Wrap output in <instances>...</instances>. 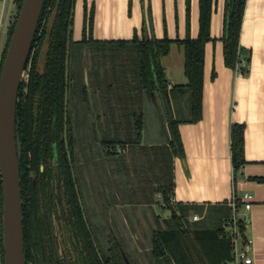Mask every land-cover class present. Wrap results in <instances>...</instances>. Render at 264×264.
Here are the masks:
<instances>
[{"label":"trees","instance_id":"1","mask_svg":"<svg viewBox=\"0 0 264 264\" xmlns=\"http://www.w3.org/2000/svg\"><path fill=\"white\" fill-rule=\"evenodd\" d=\"M76 1L45 0L25 67L27 78H24L19 90L16 135L22 144L19 172L27 264H134L121 243L113 239H110L112 244L106 250L99 247L81 206L74 174V138L68 95L76 94L77 83L81 80L80 93L86 102H91L90 89L85 84L87 65L83 57L84 48L90 47L94 58L98 53L94 49L112 48L115 45L123 47L122 52L128 50V47L132 48L131 57L129 53L126 57L133 61L134 65L130 66L141 92L144 91L151 98L167 97L170 104L171 100L181 95L186 98L190 114L187 118L171 117L169 142L153 146L151 154L146 151L144 157L147 159L146 163L149 161L148 166L156 181V192L152 193L151 202H160L171 210L170 217L163 219L164 225L160 222V216L155 217L158 229L154 230L151 241V264H223L231 258L233 252V236L226 229V222L233 215L232 206H228V203L214 204L209 205L206 210L204 205L172 201L175 188L173 159L185 156L179 125L196 122L202 117L204 51L208 41L216 40L211 36V20L216 0H199V34L196 38L190 35L191 0H186L185 38L171 39L165 33L160 39L154 35L142 38L135 35L132 40L118 41L93 39L94 7L90 12L86 11L82 40L74 41ZM246 2L247 0H225L224 33L221 38L225 65L235 70L240 67L245 75L249 70L243 62L249 66L250 59L248 55L244 57L240 37ZM15 3L19 10L22 0H15ZM14 23L15 21L11 23L6 33L5 50ZM173 43L184 49L187 83L177 84L169 89L162 60L170 54ZM98 63L94 61V66L88 70L92 81L97 85L105 76L100 74ZM142 122L141 117L135 121L139 140L142 139ZM103 143L107 146L108 141L103 139ZM111 151L113 153L108 155L115 158L116 151ZM124 151L125 148L121 147V152ZM131 151L133 154L136 152ZM231 151L236 172L245 163L243 124L232 125ZM118 157L126 164L123 154ZM112 158L110 163L114 160ZM139 160L141 159L138 158L137 161ZM122 163L120 162L121 165ZM138 180L142 181L140 187L144 186L146 189L148 181L140 177ZM258 180L264 181V178ZM146 181L147 184L144 183ZM157 193L161 194L160 199L156 198ZM235 195L236 208H240L242 202ZM64 198L67 211L59 216L60 222L55 223L52 218L53 213L58 215V202L55 200L62 207ZM194 213L202 218L190 221L189 216ZM239 224L243 239L246 240V226L243 222ZM61 232L65 233L63 239ZM0 256L1 263L4 264L1 221Z\"/></svg>","mask_w":264,"mask_h":264},{"label":"crops","instance_id":"2","mask_svg":"<svg viewBox=\"0 0 264 264\" xmlns=\"http://www.w3.org/2000/svg\"><path fill=\"white\" fill-rule=\"evenodd\" d=\"M14 5L15 0L5 3L0 0L4 38ZM92 7L93 39L97 41L132 40L135 35L139 38L154 35L160 39L165 33L171 39L186 36V0H77L74 41L82 40L85 14ZM224 12L225 0H216L211 20V36L216 40L208 41L204 51L202 117L179 125L185 156L173 159L172 201L204 205L207 210L214 204L231 206L235 194L240 198L245 192L251 193L252 206L247 211L249 222L245 231L250 240L247 255L252 259L250 264H264V181L258 180L264 178V0L246 2L240 37L244 57L248 55L250 59L245 76L237 75L224 62L221 40ZM199 17V0H191L190 35L193 38L199 34ZM178 51L184 50L178 46ZM174 85L169 81V89ZM171 104L175 111L188 112L186 98L181 95L171 100ZM180 118L177 115L176 119ZM235 123L244 125L245 154V163L236 172L231 151V128ZM239 212L243 214L246 210L241 206ZM194 215H198L197 220L202 218L195 213L189 217ZM160 220H163L161 216Z\"/></svg>","mask_w":264,"mask_h":264},{"label":"rangeland","instance_id":"3","mask_svg":"<svg viewBox=\"0 0 264 264\" xmlns=\"http://www.w3.org/2000/svg\"><path fill=\"white\" fill-rule=\"evenodd\" d=\"M84 49L83 57L87 65L85 84L88 89L91 88V102H86L80 93L81 80L77 83L76 94H69L68 100L74 125V173L85 216L102 250L111 246L112 237L115 242L121 243L134 264H151V241L154 230L158 229L155 214L163 219L169 218L171 210L160 202H151L152 193L156 192V181L148 166L149 161L146 163L144 157L146 151L151 154L153 146L169 142L170 118L177 115L180 118L189 112H176L167 97L151 98L141 92L130 66L133 61L126 57L127 53L131 57V47L124 52L123 47L116 45L94 49L95 53L98 52L94 58L90 47ZM181 50H184L183 47ZM94 61L99 62L100 74L105 75L99 85L92 81L88 71L94 66ZM163 64L169 81L176 85L187 83L184 51L180 53L177 44L171 46L170 55L163 60ZM105 116L107 118L104 119ZM140 117L143 121L141 140L138 139L135 124ZM103 124L109 127L105 128ZM103 139L108 141L107 147L102 144ZM121 147L125 148L124 152H121ZM113 149L116 157L110 163ZM131 150L136 151L135 154ZM104 151L110 154L108 160ZM119 154H123L126 164L118 159ZM138 158L144 161H137ZM138 177L148 181L147 186V181L144 182L146 189L140 187L142 181ZM189 218L191 221L194 219L193 216ZM160 222L164 225L163 220ZM226 229L229 231L227 225ZM60 236L63 237V234Z\"/></svg>","mask_w":264,"mask_h":264},{"label":"water","instance_id":"4","mask_svg":"<svg viewBox=\"0 0 264 264\" xmlns=\"http://www.w3.org/2000/svg\"><path fill=\"white\" fill-rule=\"evenodd\" d=\"M44 4L45 0H22L18 10L15 3L10 25L13 21L15 23L0 75L1 227L4 264H27L19 172L22 144L16 135V110L20 86L26 74L25 67ZM4 44L6 45V35Z\"/></svg>","mask_w":264,"mask_h":264},{"label":"built area","instance_id":"5","mask_svg":"<svg viewBox=\"0 0 264 264\" xmlns=\"http://www.w3.org/2000/svg\"><path fill=\"white\" fill-rule=\"evenodd\" d=\"M4 3L7 0H3ZM5 29H4V21L3 16L0 17V75L4 60V51H5ZM243 65L246 66V68L249 70V66L246 65L245 62H243ZM237 75L244 76L245 73L239 68H237ZM25 77L27 78V74H25ZM24 77V78H25ZM234 201L232 203L233 208V215L231 218H229L226 222L227 227L229 228V233L233 236V252L230 259L225 261L223 264H250L252 263V259L248 257L247 250L250 245V240L246 238V240L243 239V235L240 231V222H243L245 226L249 222V216L247 211L251 208L252 203L251 200L253 198V195L249 192H245L242 196H240L242 206L245 208L246 212L243 214H240L239 208H236V195L234 196ZM2 217V188H1V178H0V221ZM199 217L198 215H194V220H197ZM2 264V263H0Z\"/></svg>","mask_w":264,"mask_h":264},{"label":"flooded vegetation","instance_id":"6","mask_svg":"<svg viewBox=\"0 0 264 264\" xmlns=\"http://www.w3.org/2000/svg\"><path fill=\"white\" fill-rule=\"evenodd\" d=\"M90 99V98H89ZM90 101H91V99H90ZM71 121H72V117H71ZM73 121H72V133H73ZM107 147V146H106ZM104 155H105V158L107 159L108 157H109V155H108V152L107 151H104ZM74 156H75V149H74ZM112 158V157H111ZM54 161H57V160H54ZM75 162V161H74ZM110 170V169H109ZM54 171H56L57 172V170L55 169ZM75 174V173H74ZM108 174H110L111 175V171H109L108 172ZM112 176V175H111ZM77 187H78V181H77ZM60 191H56V193H59ZM78 193H79V197H80V202H81V192H80V190H79V187H78ZM58 202V204L56 203V205H58V212H57V214L58 215H56V213H53V220L55 221V223L57 222V223H59L60 222V219L61 218H59V216L61 215L62 216V213L64 212V211H67V204H66V202H65V198H64V200H63V202H62V207L60 206V204H59V201L58 200H55V202ZM81 206H82V202H81ZM83 207V206H82ZM84 209V208H83ZM85 212V211H84ZM62 221V220H61ZM62 233V232H61ZM63 234V237H65V233H62ZM61 235V234H60ZM63 237H61L62 239H63ZM110 239H112V237H110Z\"/></svg>","mask_w":264,"mask_h":264}]
</instances>
